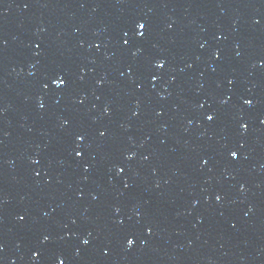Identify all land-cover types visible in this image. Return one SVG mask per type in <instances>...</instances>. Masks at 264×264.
<instances>
[{
	"label": "water",
	"instance_id": "obj_1",
	"mask_svg": "<svg viewBox=\"0 0 264 264\" xmlns=\"http://www.w3.org/2000/svg\"><path fill=\"white\" fill-rule=\"evenodd\" d=\"M0 264H98L61 237L0 181Z\"/></svg>",
	"mask_w": 264,
	"mask_h": 264
},
{
	"label": "snow or ice",
	"instance_id": "obj_2",
	"mask_svg": "<svg viewBox=\"0 0 264 264\" xmlns=\"http://www.w3.org/2000/svg\"><path fill=\"white\" fill-rule=\"evenodd\" d=\"M144 27H145V25H144L143 23H139V24H138V28H144ZM57 82H58V83H61V84L64 83L63 80H59V81H57ZM249 103H250V101H249ZM208 119L211 120V119H213V117L210 115V116L208 117ZM78 139H83V137H82V136H79ZM77 155H80V153H77ZM231 155H232V156H236V152L233 151V152L231 153ZM218 199H219V197H218ZM127 242H128L129 245H131V244L133 243V240H132V239H129ZM85 243H87V241H85Z\"/></svg>",
	"mask_w": 264,
	"mask_h": 264
}]
</instances>
